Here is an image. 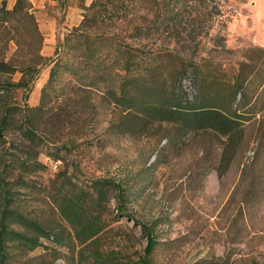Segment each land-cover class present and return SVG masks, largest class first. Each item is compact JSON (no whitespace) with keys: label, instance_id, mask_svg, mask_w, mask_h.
<instances>
[{"label":"rangeland","instance_id":"obj_1","mask_svg":"<svg viewBox=\"0 0 264 264\" xmlns=\"http://www.w3.org/2000/svg\"><path fill=\"white\" fill-rule=\"evenodd\" d=\"M93 1L30 0L41 37L24 24L19 31L0 28V59L15 68L9 74H0V84L7 87L0 93V121L4 107L40 106L42 89L53 65L46 59H53L56 46L81 25ZM4 2L11 10L17 0H0V8ZM196 2L180 0L176 8L183 10ZM150 3L151 0H142L135 18L150 20L154 14ZM210 10L217 19L219 13L224 17L209 31V36L201 9L191 12V17L197 18L192 26L183 24L170 34L161 29L152 36L128 39L131 24L124 23H95L91 31L120 34L133 46L168 52L163 61L165 87H156L152 93L141 87L143 101L158 102L167 89L173 90L174 83L184 78L181 86L190 100L215 96L218 104L224 102L226 108L232 101V85L242 64L254 62L262 66L264 76V0H215ZM40 55L45 60L37 65L34 58ZM29 66L36 68L25 77L29 86L17 88L15 85L24 77L22 70ZM261 77L250 81L251 95ZM93 96V104H79L71 109V125L65 129L56 123L48 124L44 133L56 142L53 149L28 142L20 130V116H13L3 133L4 146L25 158L27 155L12 148L19 147L47 167L45 172L29 175L27 180L50 186V180L61 171L82 183L107 179L121 185L126 193L123 203L132 219L117 215L118 201L113 193L108 203L107 227L98 245L105 251H120L127 260H137L145 251L147 238L143 229L148 227L158 242L153 264H264V197L241 212L242 189L236 187V167L221 187L217 173L207 167L211 157L203 152L206 138H194L193 133L178 135L167 125H155L140 135L118 134L112 124L121 119L120 111ZM47 105L45 109L61 108V97L57 100L52 94ZM61 142L72 144L74 150L61 153ZM57 155L62 156V161H55ZM15 190L19 193L17 204L32 217L48 226L61 223L70 235L69 225L48 205L49 198L43 191ZM82 248L90 250L77 244V251L71 255L66 247L49 244L48 249L14 255L12 263L78 264Z\"/></svg>","mask_w":264,"mask_h":264},{"label":"trees","instance_id":"obj_2","mask_svg":"<svg viewBox=\"0 0 264 264\" xmlns=\"http://www.w3.org/2000/svg\"><path fill=\"white\" fill-rule=\"evenodd\" d=\"M196 1L192 6L177 10L180 0H151L153 17L142 20L135 18L142 8V0H94L81 25L56 46L55 57L46 59L53 65L42 89L40 106L4 107L0 121V264H13L14 255L28 254L38 248L48 249L49 244L66 247L71 255L77 251V244L90 248L88 251L82 248L78 252V264H153L152 255L158 243L152 229L145 227L143 233L147 246L137 260H127L120 251L100 249L98 242L107 227L108 203L113 193L118 201L117 215L132 219L123 203L125 191L121 185L107 179L82 183L79 178H68L61 171L50 180V186H44L38 180H27L29 175L45 172L47 167L35 155L19 147L11 145L27 155L25 158L12 152L11 147L4 146L3 133L15 114L21 118L20 130L28 142L40 148L46 145L53 149L57 147L56 142L44 133L48 124L56 123L65 129L71 125V109L79 104H93V95H97L120 111L121 119L112 124L118 134L140 135L155 125H167L173 127L178 135L193 133L194 138H206L203 143L207 147L203 152L211 157L207 167L217 173L220 186L223 187L225 178L234 167L239 173L236 187L242 189L241 212L264 197L262 66L254 62L241 65L232 85V101L226 108L224 102L218 104L215 96L190 100L181 86L184 78L174 83L173 90L167 89V93L157 99L158 102H146L141 99V87L151 90V93L156 87H165L162 86L166 84L163 61L168 52L133 46L120 34L91 31L95 23H124L131 24L128 39L152 36L151 33L161 29L163 32L168 30L170 34L183 24L192 26L197 18H192L191 12L198 13L201 9L202 23L209 29V36V31L224 16L219 13L217 16L220 18L217 19L210 10L215 0ZM22 24L28 25L30 32L41 37L30 0H17L11 10L4 2L0 8V28L19 31ZM42 60L45 58L41 55L34 58L37 65ZM14 69L9 61L0 59V74H9ZM35 69L29 66L22 70L24 77L15 86L27 88L25 77ZM258 76H262L261 80L251 95L249 83ZM5 90L7 87L0 84V93ZM52 94L57 100L61 97V108L45 109ZM74 101L76 103H72ZM58 147L61 153L74 150L72 144L63 142ZM60 160L62 156L57 155L55 161ZM22 188L43 191L49 198L48 205L69 225L70 235L67 236L61 223L48 226L18 205L19 193L15 189ZM84 253L87 255L83 256Z\"/></svg>","mask_w":264,"mask_h":264},{"label":"built area","instance_id":"obj_3","mask_svg":"<svg viewBox=\"0 0 264 264\" xmlns=\"http://www.w3.org/2000/svg\"><path fill=\"white\" fill-rule=\"evenodd\" d=\"M56 168H57V166H56Z\"/></svg>","mask_w":264,"mask_h":264}]
</instances>
